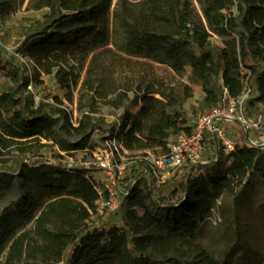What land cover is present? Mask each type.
<instances>
[{
  "label": "trees",
  "instance_id": "1",
  "mask_svg": "<svg viewBox=\"0 0 264 264\" xmlns=\"http://www.w3.org/2000/svg\"><path fill=\"white\" fill-rule=\"evenodd\" d=\"M235 1L29 0L27 10L46 11L22 45L34 75L21 78L13 63H0V71L24 80L25 89L43 84L42 74L54 75L65 101L72 104L77 93L81 115L75 126L58 96L30 107L24 91L0 94V157L55 140L61 123L79 139L59 143L62 151L93 152L86 146L102 106L123 109L104 139L116 137L128 156L166 154L177 135L192 131L182 109L198 88L208 111L224 89L234 98L250 89L264 102V0ZM13 4L0 0V18ZM214 35L222 46L212 44ZM225 158L187 172L171 221L153 213V191L137 183L121 204L122 227H90L99 199L90 170L23 163L16 212H0V264H264L248 214L264 190V150L238 146ZM226 196L235 235L220 259L200 231Z\"/></svg>",
  "mask_w": 264,
  "mask_h": 264
},
{
  "label": "rangeland",
  "instance_id": "2",
  "mask_svg": "<svg viewBox=\"0 0 264 264\" xmlns=\"http://www.w3.org/2000/svg\"><path fill=\"white\" fill-rule=\"evenodd\" d=\"M29 0H13V10L4 17L0 18V63H13L19 68V76L21 78H32L34 75V64L23 55V43L30 35V30L33 29L36 21L41 20L46 11L36 12L27 10ZM117 1V0H115ZM238 3V0L235 1ZM198 8L197 2H195ZM212 44L215 46L223 45V38L212 36ZM115 44L123 45V39L117 38ZM182 81L188 82V77L191 74L190 69ZM43 84L30 85L24 88V80L13 81L8 76H5L0 71V94L17 91H24L25 101L30 107L36 106L39 103L54 104V97L58 96L64 102V109L72 113L74 125L77 126L76 120L81 115L78 102L77 93H75V100L72 104L65 101V90L61 89L57 84L54 75L41 76ZM203 91L198 88L196 94L192 99H188L184 103L183 113L188 120L187 126L193 127L199 119L201 114H204L208 109L202 105ZM23 100H20V107L23 105ZM243 113L254 121H257L262 116V123L264 125V102L256 101V94H250L245 104L243 105ZM5 108V107H3ZM123 112V109L116 111L112 108L102 106L96 115L92 136L87 144V148H97L99 144L104 141L107 131L111 129L113 121ZM104 121H100V119ZM62 123L57 131V137L52 141H42L38 147L32 151L21 152L14 151L10 155L0 157V176H7L6 181L2 183L0 189V212L7 214L15 213L14 204L19 200V181L18 177L21 174L23 163L38 165V163H46L49 165L57 164L65 168H86L91 171L94 177L100 181L101 191H104V183L109 187H114L117 182L120 184H127L131 180L137 179L138 185L148 186L153 191L148 205L156 216L171 221L177 215V202L183 197L184 182L186 180L187 172L191 169L176 171L169 177H163L159 173L156 176L150 177L144 173L145 167L143 164L126 160V170L123 172L121 179L112 181L98 171L93 162V153L88 151L65 153L59 147V143H75L79 139L66 133L61 129ZM232 139L237 143L242 142L244 132L237 130L232 133ZM174 140V139H173ZM172 140V141H173ZM205 159L208 164L215 163V157L218 154L221 162H225L226 154L222 152L221 145L216 142L206 143ZM133 156H127L129 159ZM136 157V156H135ZM138 157V156H137ZM139 159V158H137ZM197 168V167H196ZM104 182V183H103ZM120 185V186H121ZM123 186V185H122ZM121 186V187H122ZM106 195L104 194V197ZM120 197V194H119ZM249 217L255 224L256 236L260 240L261 245L264 246V190L261 191L257 197L252 199L249 207ZM124 209L121 211H111L107 200L98 203L97 212L92 214L89 220L90 227L123 226L122 220ZM235 221L233 211L232 198L226 196L217 202L216 208L211 217L204 223L200 231V240L208 249L220 259L225 257V254L232 248L235 235ZM18 225V224H17Z\"/></svg>",
  "mask_w": 264,
  "mask_h": 264
},
{
  "label": "built area",
  "instance_id": "3",
  "mask_svg": "<svg viewBox=\"0 0 264 264\" xmlns=\"http://www.w3.org/2000/svg\"><path fill=\"white\" fill-rule=\"evenodd\" d=\"M250 94L251 90L248 89L241 97L234 98L229 95L227 89H224L222 100L211 110L199 116L190 133L185 132L177 135L170 143L169 151L166 154L154 155L147 153L146 156H136L128 159V152L124 150L116 137L105 138L92 152L94 165L103 177L110 181L121 179L123 172L126 170V160L136 161L140 164L144 162V173L150 177L159 173L166 178L176 171L208 164L205 153L206 143L209 141L221 145L224 154H229L238 146L264 150L262 116L254 121L243 113V105ZM237 130L244 132V138L240 143H237L231 137L232 133ZM219 159L217 154L215 162ZM97 182V192H99V199L96 202L97 209L98 203L107 200L112 212L121 210V204L129 196L131 189L138 183L137 179L122 184L123 186L120 182H117L114 190V187H109L107 183L103 182L105 191L103 192L101 191L100 181L97 180Z\"/></svg>",
  "mask_w": 264,
  "mask_h": 264
}]
</instances>
